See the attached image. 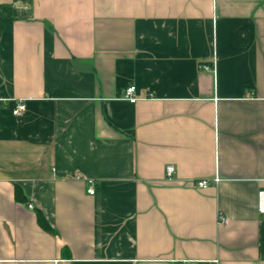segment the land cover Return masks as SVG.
I'll list each match as a JSON object with an SVG mask.
<instances>
[{"label": "crops", "instance_id": "obj_1", "mask_svg": "<svg viewBox=\"0 0 264 264\" xmlns=\"http://www.w3.org/2000/svg\"><path fill=\"white\" fill-rule=\"evenodd\" d=\"M261 187L264 0H0V264H264Z\"/></svg>", "mask_w": 264, "mask_h": 264}, {"label": "built area", "instance_id": "obj_2", "mask_svg": "<svg viewBox=\"0 0 264 264\" xmlns=\"http://www.w3.org/2000/svg\"><path fill=\"white\" fill-rule=\"evenodd\" d=\"M203 68L211 70L213 69V65H209V64H203L202 65ZM124 97L126 99H128L129 101H131L132 103H135L136 101H138L140 98H149V97H153V93L152 92H147V91H139L137 86L134 84L129 85L128 87H126L125 89V93H124ZM26 110V104L24 103L23 100H21L17 107L14 109V113L15 114H20L23 111ZM176 171V166L174 164H168L166 167V175L168 178L173 177L174 173ZM77 178H81V176L77 175ZM85 180L89 183L90 187L88 189L89 193L94 194L96 192V187H97V180L94 178H85ZM216 180H218V178H216ZM198 184L200 187H207L210 185V180L208 179H202L200 181H198ZM30 207H33V204H30ZM258 208L259 211L264 213V187H261L259 189L258 192ZM220 221L221 222H226L227 219L226 217L220 215Z\"/></svg>", "mask_w": 264, "mask_h": 264}, {"label": "trees", "instance_id": "obj_3", "mask_svg": "<svg viewBox=\"0 0 264 264\" xmlns=\"http://www.w3.org/2000/svg\"><path fill=\"white\" fill-rule=\"evenodd\" d=\"M19 186H17V197L20 196V189L18 188ZM19 198V197H18ZM38 218H39V222L40 224L45 228L50 230L52 227L50 225V223L47 221L45 215L43 214L42 211H39L38 213Z\"/></svg>", "mask_w": 264, "mask_h": 264}]
</instances>
